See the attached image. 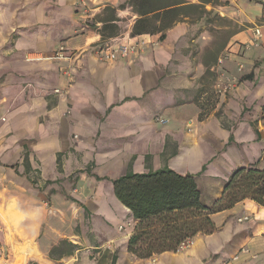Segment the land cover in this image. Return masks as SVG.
<instances>
[{
    "label": "crops",
    "instance_id": "0c3cea01",
    "mask_svg": "<svg viewBox=\"0 0 264 264\" xmlns=\"http://www.w3.org/2000/svg\"><path fill=\"white\" fill-rule=\"evenodd\" d=\"M126 1L0 0V43L15 40L0 68V264H264V206L249 198L212 214L216 231L183 252L129 251L137 222L112 180L130 167L196 175L205 206L236 169L264 168V26L263 46L225 68L236 85L208 98V32L193 39L195 25L179 22L164 41L133 37L138 16L126 8L117 11L122 33L102 40L98 15ZM220 1L230 17L243 4L235 22L246 29L233 41L251 42L263 4ZM142 39L127 58L100 60V47ZM61 47L69 58L49 59ZM64 240L77 250L51 258Z\"/></svg>",
    "mask_w": 264,
    "mask_h": 264
},
{
    "label": "trees",
    "instance_id": "16d2710c",
    "mask_svg": "<svg viewBox=\"0 0 264 264\" xmlns=\"http://www.w3.org/2000/svg\"><path fill=\"white\" fill-rule=\"evenodd\" d=\"M218 4L219 0H197L196 3L192 0H129L118 8L107 6L97 17L102 23L97 31L104 41L119 36L122 32L117 11L130 8L138 16L132 29L133 37L158 35L159 40L164 41L170 29L179 22L196 24L209 15L222 20L217 13L206 9L208 5ZM89 28L97 29L92 23ZM209 72L208 67L207 74ZM23 164L29 175L31 167L27 158ZM205 170L206 166L202 173ZM195 177L177 173L166 165L159 171L150 169L143 174L135 173L130 167L125 175L112 180L115 196L137 222L128 241L129 251L137 258L147 259L164 252L178 253L181 243L197 234L212 235L216 231L212 214L224 212L245 199L264 206V168L236 169L222 196L212 206L203 204ZM76 250L75 245L64 240L52 248L50 257L60 259Z\"/></svg>",
    "mask_w": 264,
    "mask_h": 264
},
{
    "label": "rangeland",
    "instance_id": "374dc122",
    "mask_svg": "<svg viewBox=\"0 0 264 264\" xmlns=\"http://www.w3.org/2000/svg\"><path fill=\"white\" fill-rule=\"evenodd\" d=\"M241 1V0H238ZM244 1L242 0V3ZM249 3H262L263 10H264V1L263 0H248ZM229 2H221L219 0V4L217 6L208 5L206 9L213 13H217L222 20L216 19L214 16H206V18L202 22H198L195 25V31L192 34L193 39H198V37H203L205 33H207V40H208V50L204 53V61L209 62V69L210 72L207 74L206 72V96L208 98L214 97L215 99L220 97L221 95L218 93V85H223V83L227 82V84L231 86L236 85L237 80L235 81L234 77H230L226 79V71L227 65L230 66L236 62V58L241 56L249 57L252 51H256L257 48L263 46L262 44V37L255 39V33L257 27L264 26V17L261 16V20L257 22L258 26H252L254 39L251 42H246L244 44H239V41H233V37L239 34L241 31L245 30L246 28L242 25H239L235 22V18L240 20V18L244 17L245 13L241 12L243 4H240L239 7H236L233 11L234 17H230L227 15H221L220 12H227V10H231ZM232 11V10H231ZM229 12V11H228ZM261 14V11H259ZM2 28H0V36H2ZM194 53L197 54V47H199L196 43H193ZM15 45V40L12 38L11 41L8 43L2 44L0 43V68L6 66L9 62V58H3L2 53L3 51H9L11 47ZM191 49H188L190 51ZM219 59L223 60V63L218 62ZM233 62L232 64H230ZM245 62H241L238 66L239 71H243L245 69ZM233 67V66H232ZM227 70V69H226ZM0 71V83L5 82L7 80L6 74H1ZM2 93L0 91V100L2 99ZM2 114V113H1ZM161 122H165V120L159 119ZM2 226V225H1ZM187 250V249H186ZM185 251V250H184ZM183 252V251H181Z\"/></svg>",
    "mask_w": 264,
    "mask_h": 264
},
{
    "label": "built area",
    "instance_id": "2783aa9c",
    "mask_svg": "<svg viewBox=\"0 0 264 264\" xmlns=\"http://www.w3.org/2000/svg\"><path fill=\"white\" fill-rule=\"evenodd\" d=\"M255 39L262 37V30L261 28L257 27L254 31ZM145 40L142 39L141 41L136 42H128L124 44H118L117 46H112L110 44L102 46L99 48L98 53L100 55V60L104 63L108 62H115L117 60L125 59L131 54L135 53L137 50L140 49L141 46H145ZM69 56L66 55L65 48L61 47L59 49V53L49 59L59 61V59H68ZM220 63H223L222 59H219ZM230 85L227 82L223 83V85H218V93L225 94L229 90ZM59 91H57L58 93ZM122 229V228H121ZM194 239V238H193ZM193 239H188L181 243L180 249L178 253L190 248L193 244Z\"/></svg>",
    "mask_w": 264,
    "mask_h": 264
}]
</instances>
